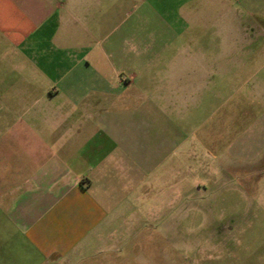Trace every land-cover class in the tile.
I'll return each instance as SVG.
<instances>
[{"label":"crops","instance_id":"crops-1","mask_svg":"<svg viewBox=\"0 0 264 264\" xmlns=\"http://www.w3.org/2000/svg\"><path fill=\"white\" fill-rule=\"evenodd\" d=\"M263 17L264 0H0V264L114 252L169 132ZM260 156L255 218L222 264H264Z\"/></svg>","mask_w":264,"mask_h":264},{"label":"rangeland","instance_id":"rangeland-1","mask_svg":"<svg viewBox=\"0 0 264 264\" xmlns=\"http://www.w3.org/2000/svg\"><path fill=\"white\" fill-rule=\"evenodd\" d=\"M249 22L258 29L246 60L214 68L196 92L146 193L121 212L129 217L118 222L114 252L79 264H222L224 238L237 245L238 225L255 218L244 204L256 199L264 150V106L255 98L264 90V17Z\"/></svg>","mask_w":264,"mask_h":264}]
</instances>
